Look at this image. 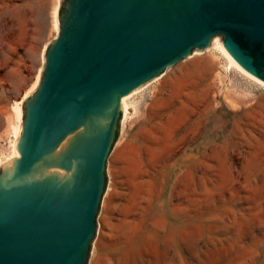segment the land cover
I'll return each instance as SVG.
<instances>
[{
    "label": "rangeland",
    "instance_id": "rangeland-1",
    "mask_svg": "<svg viewBox=\"0 0 264 264\" xmlns=\"http://www.w3.org/2000/svg\"><path fill=\"white\" fill-rule=\"evenodd\" d=\"M58 0H0V163ZM214 37L124 97L86 264H264V83Z\"/></svg>",
    "mask_w": 264,
    "mask_h": 264
},
{
    "label": "water",
    "instance_id": "water-1",
    "mask_svg": "<svg viewBox=\"0 0 264 264\" xmlns=\"http://www.w3.org/2000/svg\"><path fill=\"white\" fill-rule=\"evenodd\" d=\"M0 163V264H86L121 99L214 37L264 83V0H58Z\"/></svg>",
    "mask_w": 264,
    "mask_h": 264
},
{
    "label": "bare ground",
    "instance_id": "bare-ground-1",
    "mask_svg": "<svg viewBox=\"0 0 264 264\" xmlns=\"http://www.w3.org/2000/svg\"><path fill=\"white\" fill-rule=\"evenodd\" d=\"M55 28H57V23L55 25ZM58 29V28H57ZM219 49L220 51L223 53V55L225 56L227 62H228V65L229 67H235L237 68L240 72H242L243 74H245L246 76L250 77V78H253L254 80L260 82L259 80L255 79L254 77H252L251 75H249L247 72H245L234 60L233 58L226 52V50L223 48L222 44H219ZM262 83V82H261ZM124 101V97L121 99V102L123 103ZM13 149H14V145H13ZM13 149H12V154H13ZM11 154V156H12ZM10 156V157H11ZM9 157V158H10ZM4 162V161H3Z\"/></svg>",
    "mask_w": 264,
    "mask_h": 264
},
{
    "label": "trees",
    "instance_id": "trees-1",
    "mask_svg": "<svg viewBox=\"0 0 264 264\" xmlns=\"http://www.w3.org/2000/svg\"><path fill=\"white\" fill-rule=\"evenodd\" d=\"M118 121H119V120H118ZM117 129H118V128H117ZM117 129H116L115 139H116V137H117V132H118ZM115 139H114V141H115ZM113 143H114V142H113Z\"/></svg>",
    "mask_w": 264,
    "mask_h": 264
}]
</instances>
